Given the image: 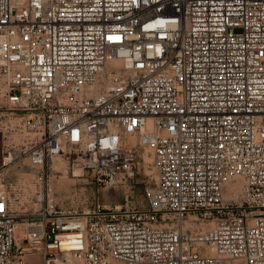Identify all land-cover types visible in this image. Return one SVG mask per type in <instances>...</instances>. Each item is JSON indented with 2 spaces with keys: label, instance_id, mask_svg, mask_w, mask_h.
I'll list each match as a JSON object with an SVG mask.
<instances>
[{
  "label": "built area",
  "instance_id": "2783aa9c",
  "mask_svg": "<svg viewBox=\"0 0 264 264\" xmlns=\"http://www.w3.org/2000/svg\"><path fill=\"white\" fill-rule=\"evenodd\" d=\"M0 134V264H264V0H0ZM141 152L144 207L51 203Z\"/></svg>",
  "mask_w": 264,
  "mask_h": 264
},
{
  "label": "rangeland",
  "instance_id": "374dc122",
  "mask_svg": "<svg viewBox=\"0 0 264 264\" xmlns=\"http://www.w3.org/2000/svg\"><path fill=\"white\" fill-rule=\"evenodd\" d=\"M141 155L145 157V164L142 160L139 161V169L135 174L134 183L128 189L120 185L114 187L100 186L92 181L89 170H82L80 166H71L64 160L58 159L52 163L49 162L44 168V176L48 178L51 203L55 204L57 210L61 209L65 212L77 210L80 212L97 204L118 207L125 203L127 194L128 203L144 207L146 205L143 194L144 185L146 180L152 184L156 176L153 171L149 172L151 169L146 166V162L150 161L149 155L144 152H141ZM22 171L18 172L16 168L11 167L7 173H4L2 183L7 184L14 181ZM20 175L30 177L29 174ZM39 182L41 183V181ZM238 191V194L233 192V197L240 195V188ZM20 234L19 230L16 231L17 237ZM35 261V263H39L40 260L36 259Z\"/></svg>",
  "mask_w": 264,
  "mask_h": 264
},
{
  "label": "bare ground",
  "instance_id": "6f19581e",
  "mask_svg": "<svg viewBox=\"0 0 264 264\" xmlns=\"http://www.w3.org/2000/svg\"><path fill=\"white\" fill-rule=\"evenodd\" d=\"M144 158H145V157H144ZM239 187H240L239 184H236V185L234 186V188H233V189H234L233 191H234L235 193L239 192V191H238V190H239ZM237 194H238V193H237ZM232 196H233V195H232ZM15 228H16V231H18V230L20 231L21 229H24V228H25V224H20V223H18V224H16V227H15Z\"/></svg>",
  "mask_w": 264,
  "mask_h": 264
},
{
  "label": "crops",
  "instance_id": "0c3cea01",
  "mask_svg": "<svg viewBox=\"0 0 264 264\" xmlns=\"http://www.w3.org/2000/svg\"><path fill=\"white\" fill-rule=\"evenodd\" d=\"M1 155H2V138L0 134V166H1Z\"/></svg>",
  "mask_w": 264,
  "mask_h": 264
}]
</instances>
